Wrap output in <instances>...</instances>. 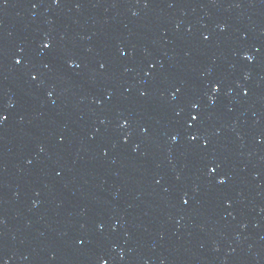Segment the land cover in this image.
Here are the masks:
<instances>
[{
  "label": "water",
  "instance_id": "obj_1",
  "mask_svg": "<svg viewBox=\"0 0 264 264\" xmlns=\"http://www.w3.org/2000/svg\"><path fill=\"white\" fill-rule=\"evenodd\" d=\"M0 264H264V180L149 78L0 9Z\"/></svg>",
  "mask_w": 264,
  "mask_h": 264
}]
</instances>
